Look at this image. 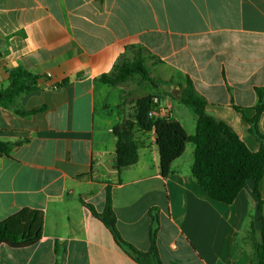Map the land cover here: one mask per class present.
<instances>
[{"label":"crops","instance_id":"1","mask_svg":"<svg viewBox=\"0 0 264 264\" xmlns=\"http://www.w3.org/2000/svg\"><path fill=\"white\" fill-rule=\"evenodd\" d=\"M132 48L162 81L148 83L158 116L171 113L195 133V111L187 120L179 101L190 82L208 115L259 150L244 117L255 115L264 87V0H0V91L12 69L41 77L40 89L0 108V140L19 143L0 157V222L24 208L44 213L40 241L2 244L0 264H139L94 214L107 190L121 237L139 251L150 250L157 214L164 264H257L263 223L252 181L232 204L212 200L192 175L190 144L164 179L154 131L136 132L134 165L114 167L113 129L132 113L134 92L127 100L100 78ZM259 190L264 201V177Z\"/></svg>","mask_w":264,"mask_h":264},{"label":"trees","instance_id":"2","mask_svg":"<svg viewBox=\"0 0 264 264\" xmlns=\"http://www.w3.org/2000/svg\"><path fill=\"white\" fill-rule=\"evenodd\" d=\"M134 51L133 58H121L110 74L100 80L111 87H117L129 80H138L139 85H159L162 81L152 78L146 69L142 50ZM41 77L25 69L9 71V85L0 91V108L11 109L22 95L40 89ZM166 83V82H165ZM258 102L255 115L246 121L251 124V133L260 141L258 151H252L246 143L224 121L218 120L206 112L207 102L189 82L183 90L180 103L194 109L197 121L193 135L187 133L184 126L171 113L166 117L152 114L158 108L157 98L153 94L139 98L134 112L113 129L116 137L115 162L117 170L134 165L138 160L136 132L154 131L159 151L160 172L164 179L172 173V165L186 151L189 143L194 145L192 175L212 200L232 204L248 181L254 183V193L258 198V219L262 221L261 242L256 244L254 260L264 264V201L259 185L264 177V133L258 128V122L264 113V87L256 89ZM43 107L30 111H17L21 116L33 115L44 110ZM239 110V108H237ZM19 145L0 140V157L9 156L14 146ZM90 207V206H89ZM93 211V209H92ZM94 214L110 230L116 244L139 264H164L157 248L158 218L151 213L150 250L142 252L126 242L116 227V215L112 209L110 191L107 190L106 206L101 214ZM43 211L24 208L0 222V246L6 244L12 248H25L40 241L43 236ZM55 264H59L56 262Z\"/></svg>","mask_w":264,"mask_h":264},{"label":"rangeland","instance_id":"3","mask_svg":"<svg viewBox=\"0 0 264 264\" xmlns=\"http://www.w3.org/2000/svg\"><path fill=\"white\" fill-rule=\"evenodd\" d=\"M121 86L124 90V93H126V96H127L126 99L128 98L127 100H130V97H131V103H133V105L132 104L130 105L129 110L132 111V113L134 112V106H135L136 101L139 98L150 94L152 91V88L149 86L148 83L144 84V85H139L138 80H135V79L129 80V81L121 84ZM130 91L134 92V94L129 97L128 95H130ZM181 106L183 107V110H185V112L187 114L186 119L188 120V119H190V117L192 118L193 111H192L191 107L185 106L183 104ZM132 113H130V115ZM186 123H188V122H186ZM186 125H187V127H189V124H186ZM189 144L191 146H194L192 143H189Z\"/></svg>","mask_w":264,"mask_h":264},{"label":"built area","instance_id":"4","mask_svg":"<svg viewBox=\"0 0 264 264\" xmlns=\"http://www.w3.org/2000/svg\"><path fill=\"white\" fill-rule=\"evenodd\" d=\"M152 114L157 115V114H156V111H154Z\"/></svg>","mask_w":264,"mask_h":264}]
</instances>
